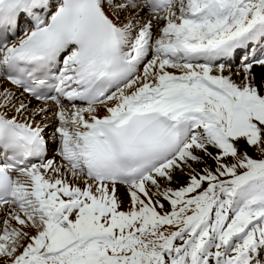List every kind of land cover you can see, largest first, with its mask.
Listing matches in <instances>:
<instances>
[{
  "label": "snow or ice",
  "instance_id": "6c2138e0",
  "mask_svg": "<svg viewBox=\"0 0 264 264\" xmlns=\"http://www.w3.org/2000/svg\"><path fill=\"white\" fill-rule=\"evenodd\" d=\"M0 264H264V0H0Z\"/></svg>",
  "mask_w": 264,
  "mask_h": 264
},
{
  "label": "bare ground",
  "instance_id": "6f19581e",
  "mask_svg": "<svg viewBox=\"0 0 264 264\" xmlns=\"http://www.w3.org/2000/svg\"><path fill=\"white\" fill-rule=\"evenodd\" d=\"M257 71H259V69Z\"/></svg>",
  "mask_w": 264,
  "mask_h": 264
}]
</instances>
